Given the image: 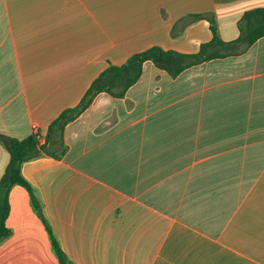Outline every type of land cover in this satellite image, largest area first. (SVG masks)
Masks as SVG:
<instances>
[{
    "label": "crops",
    "instance_id": "0c3cea01",
    "mask_svg": "<svg viewBox=\"0 0 264 264\" xmlns=\"http://www.w3.org/2000/svg\"><path fill=\"white\" fill-rule=\"evenodd\" d=\"M264 0H0V135L46 138L109 65L153 45L196 53L235 40ZM204 15V16H195ZM64 152L25 161L74 264H264V36L176 76L152 61L123 96L99 92ZM9 161L0 140V179ZM0 264H61L15 184Z\"/></svg>",
    "mask_w": 264,
    "mask_h": 264
},
{
    "label": "trees",
    "instance_id": "16d2710c",
    "mask_svg": "<svg viewBox=\"0 0 264 264\" xmlns=\"http://www.w3.org/2000/svg\"><path fill=\"white\" fill-rule=\"evenodd\" d=\"M206 18L212 37L208 42L202 43L196 53H180L153 45L133 53L120 65L109 64L91 83L81 101L75 107L63 110L51 122L43 143L37 140L34 133L22 139L0 135V140H4L9 153L7 167L0 179V243L11 233L6 226V218L9 213V190L13 185L20 184L28 190L31 204L46 226L53 251L60 263L74 264L61 249L58 240L44 218L40 202L36 198L32 186L21 173L22 164L42 155L59 157L65 150L63 143L64 126L85 110L99 92L106 91L114 96H123L127 88L139 78L144 61L150 60L158 68L166 70L171 76H176L183 69L193 64L218 56L238 53L257 38L264 36V7L244 12L238 21L240 34L232 41L225 42L220 39L214 15H207Z\"/></svg>",
    "mask_w": 264,
    "mask_h": 264
},
{
    "label": "built area",
    "instance_id": "2783aa9c",
    "mask_svg": "<svg viewBox=\"0 0 264 264\" xmlns=\"http://www.w3.org/2000/svg\"><path fill=\"white\" fill-rule=\"evenodd\" d=\"M33 133L35 134V136H36V138H37V140H38L39 142H41V143L44 142V138H43L42 135L38 132V130H37V128H36L35 125L33 126Z\"/></svg>",
    "mask_w": 264,
    "mask_h": 264
}]
</instances>
